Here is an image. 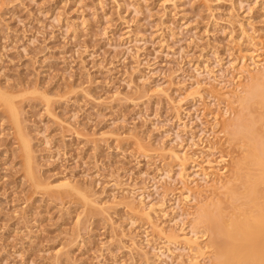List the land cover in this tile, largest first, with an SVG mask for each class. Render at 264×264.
<instances>
[{"label":"rangeland","instance_id":"rangeland-1","mask_svg":"<svg viewBox=\"0 0 264 264\" xmlns=\"http://www.w3.org/2000/svg\"><path fill=\"white\" fill-rule=\"evenodd\" d=\"M258 57L264 0H0V264H214L193 220L252 211L227 191L257 170L234 124L264 144Z\"/></svg>","mask_w":264,"mask_h":264},{"label":"bare ground","instance_id":"bare-ground-1","mask_svg":"<svg viewBox=\"0 0 264 264\" xmlns=\"http://www.w3.org/2000/svg\"><path fill=\"white\" fill-rule=\"evenodd\" d=\"M257 61H259V57L256 60L253 59L252 61L253 68H250L249 70L245 71L248 74L247 78L249 79V81H253L254 84L251 89L247 90L246 92H243V94L245 93L244 97L238 98L237 101H239L241 105L245 101L255 99V98H258L259 102L264 105V76L259 75V74H255V75L250 74L251 70L252 71L258 70L259 63L257 64ZM0 95L2 97L3 93L2 94L0 93ZM4 95H5V92H4ZM231 97H233V95ZM9 99H7L6 102H8ZM9 104H10V101H9ZM9 111L11 114V118L15 124L14 127H17V130L20 134L19 137L21 139L20 141H21L23 150L24 152H26V155L29 156L30 155V148H29L30 143L28 144V141L26 140V138L21 135V131H20L19 123H18L19 121L18 114L15 108L11 105H9ZM234 127L237 128L233 132L234 135H240L243 138L248 139L249 152L247 154L246 160L250 164H252L254 167H256L257 170L256 172H253V173H250L244 176V180L247 183H249V187L244 191L245 195L244 194L242 196L237 195L236 191L231 188L230 190L227 191V196L230 200H234V201H238L242 199L243 205L247 206L248 209H250V211L252 210L254 212L252 211L242 212V216H245L242 220L241 219L238 220V218L232 219L229 221L227 225H224L220 217H218V215H216V213L214 212L215 208H212V206H205L200 209V212L197 213V215L195 216L196 218H194V220L192 219L194 222L193 221L192 222L196 224H205L210 229L211 237L209 241L211 243V246L216 250V258H215L214 264H264V144H260L259 146L257 142L252 141V136L249 133L250 131L249 130L247 131V128L245 127V125L234 124ZM18 132H17V135H19ZM174 156L176 159H179L177 155H174ZM206 167H208V170L203 169L201 171L203 172L202 175L205 178L209 179L210 176L213 175L212 171H214V168L211 162H206ZM27 173H28V170H27ZM28 174L27 176H30V178L28 177V180L29 179L31 181L34 180L33 174L30 170ZM32 185H34V183H32ZM227 186L229 185L227 184ZM45 187L43 186L42 188H45ZM55 187L58 189H64V190L79 193V191L73 186H71V184L68 182L59 183ZM222 187L225 189H228L226 185H223ZM260 187H263V190H260ZM218 190H223V189L220 188ZM84 198L88 202L91 203V200H89L88 197L84 196ZM188 199H189V196H186L185 200H188ZM247 213L248 214L254 213V214L248 217L246 215ZM182 240L189 247V249H192L197 255L204 256L203 248L200 247V245L198 244V240L197 238H195V236L193 237L184 236ZM204 252L206 251L204 250Z\"/></svg>","mask_w":264,"mask_h":264}]
</instances>
